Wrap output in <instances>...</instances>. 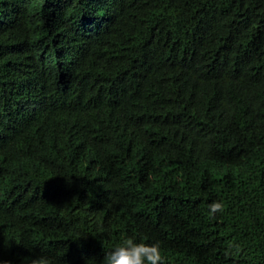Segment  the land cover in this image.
Instances as JSON below:
<instances>
[{
    "label": "trees",
    "instance_id": "trees-1",
    "mask_svg": "<svg viewBox=\"0 0 264 264\" xmlns=\"http://www.w3.org/2000/svg\"><path fill=\"white\" fill-rule=\"evenodd\" d=\"M129 236L264 264V0H0V261Z\"/></svg>",
    "mask_w": 264,
    "mask_h": 264
},
{
    "label": "clouds",
    "instance_id": "clouds-1",
    "mask_svg": "<svg viewBox=\"0 0 264 264\" xmlns=\"http://www.w3.org/2000/svg\"><path fill=\"white\" fill-rule=\"evenodd\" d=\"M223 211V201H214L209 205V212L213 217ZM0 264L7 262L0 261ZM30 264H51V260L46 256H39L31 259ZM102 264H165V257L159 241L149 244L138 242L129 236L105 253Z\"/></svg>",
    "mask_w": 264,
    "mask_h": 264
}]
</instances>
